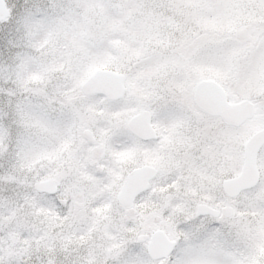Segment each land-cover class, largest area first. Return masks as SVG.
I'll return each mask as SVG.
<instances>
[{
  "label": "snow or ice",
  "instance_id": "snow-or-ice-1",
  "mask_svg": "<svg viewBox=\"0 0 264 264\" xmlns=\"http://www.w3.org/2000/svg\"><path fill=\"white\" fill-rule=\"evenodd\" d=\"M204 2L216 5L225 27L206 24L211 37L186 34L176 54L151 69L168 78L167 86L148 91L138 81L100 72L91 54L70 69L66 83L50 84L55 65L71 64L58 40L56 0H0V233L7 231L6 218L19 225L36 217L47 225L27 237L18 227L23 238L15 243L0 235V264H264V106L243 109L245 148L237 181H247L252 191L242 208L180 190L159 197L151 211L138 200L171 168L163 148L172 121L193 110L235 114L246 101L237 105L224 87L233 80L249 94L264 95V29L242 36L223 17L235 0ZM253 2L264 14V0ZM72 40L82 43L75 33ZM98 93L117 102L101 110L106 131L93 137L89 150L128 157L135 165L107 177L121 229L102 247L90 242L86 215L99 206L74 183L86 176L81 137L96 122ZM125 93L134 101L121 103ZM155 122L170 127L159 130ZM147 128L161 131L162 141L137 162ZM76 243L84 247L73 257L67 250Z\"/></svg>",
  "mask_w": 264,
  "mask_h": 264
},
{
  "label": "rangeland",
  "instance_id": "rangeland-1",
  "mask_svg": "<svg viewBox=\"0 0 264 264\" xmlns=\"http://www.w3.org/2000/svg\"><path fill=\"white\" fill-rule=\"evenodd\" d=\"M53 7L61 29L58 40L67 59L71 61V64L54 66L55 70L50 73L49 83L55 85L66 83L70 69L75 68L91 54L97 62V68L117 71L122 74L123 79L138 81L148 91H152L153 87L165 88L168 78L152 74L151 69L164 58L175 55L177 44L186 34L208 32L211 37L214 34L210 28H206V24H215L218 29L225 27L221 23L216 5L205 3L204 0H56ZM223 17L236 29H245L243 36L254 35L264 29V14L253 0H235L223 13ZM73 33L79 36L82 43L73 44ZM225 34H229L226 28ZM236 34L231 33L233 36ZM42 51H46L48 55L52 54L49 50ZM110 64L116 66H109ZM224 87L235 102L247 99L252 101L254 106H264V95L249 94L236 80L226 83ZM97 96L94 101L96 122L86 126V129L91 131L92 137L98 139L99 133L106 131L101 110L117 100L108 101L103 95ZM134 99L135 97H129L125 93L119 101L127 104ZM155 123L159 130L170 127V124L163 122ZM246 123L247 120L240 126L230 127L218 117H211L197 110H193L185 118L172 121L171 124H175V128L163 148L166 158L170 156L171 168L138 197V200L147 202L144 210L151 211L159 197L177 190L193 199H227L233 202L232 206L242 208L252 189H246L237 196L228 198L222 191L221 182L240 171ZM159 130H156V139L141 141L144 147L136 155L137 162L143 159L149 148L160 146L162 135ZM81 139L84 141L80 149L87 165L86 176L75 180L74 183L77 190L88 197L90 204L99 206V211L88 212L86 215L90 242L102 247L120 231L121 220L115 203L110 204L112 188L107 179L102 181L104 173L109 171L104 170V165L103 170L97 171L95 165H100L103 159H113L120 174H125L135 165L128 157L91 152L89 149L94 143L93 138L89 140L82 135ZM66 194H72L70 188L66 189ZM14 222L6 218L7 231L0 233L6 235L10 243L21 240ZM26 222L31 227L28 231L33 233L47 227L36 217L26 219ZM83 247V244L76 243L69 246L67 251L71 256L78 257ZM259 259L257 256V260Z\"/></svg>",
  "mask_w": 264,
  "mask_h": 264
},
{
  "label": "water",
  "instance_id": "water-1",
  "mask_svg": "<svg viewBox=\"0 0 264 264\" xmlns=\"http://www.w3.org/2000/svg\"><path fill=\"white\" fill-rule=\"evenodd\" d=\"M245 29H241L240 35H244ZM100 72H110L115 80H122L123 76L121 73L116 72L112 69L109 68H101L98 67ZM99 94H103L104 93H99ZM107 98V97H106ZM109 100H115L112 98H107ZM246 101L245 105H239V101H236V104L239 105V109L235 112V114H228V113H220V114H214L216 116H219L221 118V120L225 123V124H229V125H233V126H239L241 125L245 120H247V115L246 113L243 111V109L245 107L251 108L254 106L253 102L247 99H243ZM83 136L86 137L89 140H92V133L90 130L85 129L83 131ZM156 136L155 134V130L153 128H147L142 136V139L147 140V139H151L154 138ZM245 148V143L243 144V148H242V153L244 151ZM241 170V168H240ZM240 173V171H239ZM239 173L236 176L224 179L221 183L223 192L228 196V197H235L236 195H238L241 191L245 190V189H249L250 187H247V181H237V177L239 175Z\"/></svg>",
  "mask_w": 264,
  "mask_h": 264
},
{
  "label": "flooded vegetation",
  "instance_id": "flooded-vegetation-1",
  "mask_svg": "<svg viewBox=\"0 0 264 264\" xmlns=\"http://www.w3.org/2000/svg\"><path fill=\"white\" fill-rule=\"evenodd\" d=\"M203 114H206V113H203ZM206 115H208V114H206ZM208 116H211V117H214V116H212V115H208ZM216 117H218V116H216ZM219 119H220V117H218ZM221 120V119H220ZM222 121V120H221ZM223 122V121H222ZM224 123V122H223ZM225 124V123H224ZM225 125H227V126H230V127H235V126H232V125H228V124H225ZM155 134H156V136L154 137V138H152V139H149V140H154V139H156L157 138V131H156V129H155ZM149 140H141V141H149ZM99 159H97V161H98ZM102 165H104L105 166V168H104V170H106V171H113L114 170V168H116L117 169V163L115 162V160H113V159H103L102 160V162L100 163V165H95L96 166V170L97 171H101V170H103V168H102ZM85 166H87V165H85ZM126 171V169L123 171V173ZM109 172L108 173H104V179L102 180V181H106V179H107V177H108V174H109ZM125 174H126V172H125ZM94 177H95V175H93ZM144 192V191H143ZM143 192H141L139 195H138V197L143 193Z\"/></svg>",
  "mask_w": 264,
  "mask_h": 264
},
{
  "label": "trees",
  "instance_id": "trees-1",
  "mask_svg": "<svg viewBox=\"0 0 264 264\" xmlns=\"http://www.w3.org/2000/svg\"><path fill=\"white\" fill-rule=\"evenodd\" d=\"M109 66H114L115 67L116 65L110 64ZM14 225L19 227V228H21V229H23V237H27L28 236V233H29L28 230H30L31 227L29 226V224H27L26 219H21L19 225H17L16 222H14ZM18 232H20V231H18ZM20 236H21V239H22L23 237L21 235V232H20Z\"/></svg>",
  "mask_w": 264,
  "mask_h": 264
}]
</instances>
